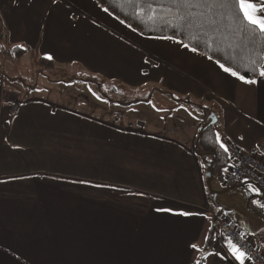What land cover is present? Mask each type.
I'll return each instance as SVG.
<instances>
[{
	"label": "crops",
	"instance_id": "0c3cea01",
	"mask_svg": "<svg viewBox=\"0 0 264 264\" xmlns=\"http://www.w3.org/2000/svg\"><path fill=\"white\" fill-rule=\"evenodd\" d=\"M176 41L140 35L97 0H0L6 47L77 70L70 80L90 79L100 87L95 96L111 104L103 85L147 95L118 104L128 116L83 121L54 102L51 77L40 95L35 85L12 82L7 69L0 73V264H241L215 235L226 213L208 190L196 140L214 114L228 153L236 145L264 156V77L246 84ZM165 99L176 106L170 114L152 106ZM86 123L98 129L84 130ZM230 166L215 191L225 188ZM249 187L259 194L249 203L263 204L249 181L226 190Z\"/></svg>",
	"mask_w": 264,
	"mask_h": 264
},
{
	"label": "trees",
	"instance_id": "16d2710c",
	"mask_svg": "<svg viewBox=\"0 0 264 264\" xmlns=\"http://www.w3.org/2000/svg\"><path fill=\"white\" fill-rule=\"evenodd\" d=\"M97 3L102 9H107L108 13L140 35L146 37L174 36V39L182 40L190 47L195 46L197 51L208 57L211 56L215 61L219 60L247 79H256L263 69L264 33L259 32L256 26L249 24L238 7L231 9L234 19L224 20L217 17L215 27H201L202 18L199 16L201 9L194 7L189 11L181 8L179 14H176V6L166 3L165 0H97ZM169 7L173 9L172 15L167 12ZM25 55L26 49L23 47H6L0 42V73L4 71L2 65L5 64L2 62L4 57L10 62V60H18ZM40 61L42 65L46 64L51 68L55 66L49 59L40 58ZM14 80L27 86L21 78H14L12 81ZM104 97L109 98L106 93ZM142 101L144 100L136 99L118 103L121 106H131ZM220 145L215 126H212L204 132L199 151L202 154L215 156L214 177L223 178L224 170L231 161L229 153ZM206 161L211 162V157H207Z\"/></svg>",
	"mask_w": 264,
	"mask_h": 264
},
{
	"label": "rangeland",
	"instance_id": "374dc122",
	"mask_svg": "<svg viewBox=\"0 0 264 264\" xmlns=\"http://www.w3.org/2000/svg\"><path fill=\"white\" fill-rule=\"evenodd\" d=\"M2 62L5 63L2 64L3 69L4 71L7 69V76L9 78H21L27 85H35L39 89L38 91L42 93L40 95H45V91H50L49 88L51 86L47 83L45 76L51 77L54 80V87L52 88L54 89V91H52L54 93V102H61L70 106V109L75 114L80 115H73V118L77 120H101V118L111 119L116 114L119 116H128L127 110L117 107L119 104L118 102L125 103L129 100L144 98L147 96L146 94L140 92L131 94L122 92V90L111 92V89L113 88L112 86L103 85L101 86V92L108 94L109 98L117 101V104H111L109 101H103L101 98H97L95 96V91H99V85H94L93 83H90V81H87V79L84 80V82H81L80 80H70L73 78V75H78V71L75 69L59 71L55 69L54 66V70H52V68L48 67L46 64L42 65L40 59L32 60L30 59V56L26 55L18 60H10V62L6 59V57H4ZM12 82L20 84L16 80ZM152 106H157V108L162 110L164 114H170L169 112L172 113L176 109L174 103L166 99L152 101ZM177 114L184 115L185 117L188 116L185 112H177L175 115ZM190 116L195 119V112H193ZM84 126L87 127H84V130L88 129L93 132L98 129L97 126L90 123H86ZM214 181H216V183L219 181L217 176L214 177ZM214 181L211 184L212 188H214ZM225 190L226 187L218 192L214 190L216 193H219L216 196L212 195L213 199L217 202L215 203L217 207L222 212L230 215L239 227L243 226L242 229H244V232L247 235H251L253 232H264V204L249 203L248 196H253V194L259 195L255 188L249 187L248 190L244 192H236L234 189L224 192ZM223 258L224 257H221V259ZM233 260L234 259L230 258L229 262L232 263Z\"/></svg>",
	"mask_w": 264,
	"mask_h": 264
},
{
	"label": "built area",
	"instance_id": "2783aa9c",
	"mask_svg": "<svg viewBox=\"0 0 264 264\" xmlns=\"http://www.w3.org/2000/svg\"><path fill=\"white\" fill-rule=\"evenodd\" d=\"M18 103L11 104L14 114ZM231 166L224 178L226 188H232L241 182L249 181L264 194V156L260 149L244 151L234 145L229 150ZM264 204V203H263ZM228 246V242L236 243L246 255L245 264H264V232L247 235L230 216L220 215L215 223V235Z\"/></svg>",
	"mask_w": 264,
	"mask_h": 264
},
{
	"label": "snow or ice",
	"instance_id": "6c2138e0",
	"mask_svg": "<svg viewBox=\"0 0 264 264\" xmlns=\"http://www.w3.org/2000/svg\"><path fill=\"white\" fill-rule=\"evenodd\" d=\"M165 2L176 6V14H179V10L181 8H186L189 11L194 7L201 9L199 12V16L202 18L201 27H215L217 17L224 20L234 19V17L231 15V9L233 7H238V10L242 11L245 20L249 24L256 26L259 32L264 33V0H259L257 3H253L252 0H165ZM105 11H107V9H105ZM153 12H155V9H153ZM167 12L172 15L173 9L169 7L167 8ZM162 38L166 40H174V36H166ZM176 42L181 43L186 49L190 47L188 44H184L182 40ZM191 50L196 52L197 48L192 46ZM208 58L212 59L211 56ZM48 59L51 60L52 57L49 56ZM216 62L225 73L242 80L244 83H256L255 80H248L245 78V76L239 75L237 71L225 66V64L221 63L219 60ZM259 74L261 77H264V70H261ZM217 139H219V137H217ZM220 146L224 148L223 143H221ZM225 151H227V148H225ZM158 210L185 218L191 217L193 215V212L190 210L179 212H174L171 208H161ZM207 239L208 237H205V240ZM191 247L195 251H200V248L196 243H192ZM228 250L232 252L235 258L239 260L241 264H244V258L246 254L240 250L236 243L229 241ZM194 264H200V261L195 260Z\"/></svg>",
	"mask_w": 264,
	"mask_h": 264
},
{
	"label": "water",
	"instance_id": "95a60500",
	"mask_svg": "<svg viewBox=\"0 0 264 264\" xmlns=\"http://www.w3.org/2000/svg\"><path fill=\"white\" fill-rule=\"evenodd\" d=\"M217 123V117L214 114H211L207 120L205 121V124L200 128L199 134L196 140V153L197 155L204 161L205 165V178H206V184L208 187V190L216 196L219 193H216L212 188V182L214 181L215 176V166H216V158L212 154H202L199 151V144L202 139V136L206 130H208L210 127L214 126ZM211 157L212 161L207 162L206 158ZM224 192H228V190H225Z\"/></svg>",
	"mask_w": 264,
	"mask_h": 264
}]
</instances>
